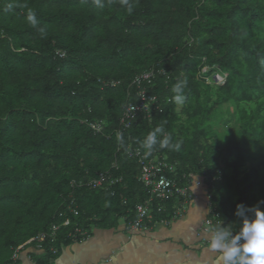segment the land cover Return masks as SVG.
I'll return each instance as SVG.
<instances>
[{"label": "trees", "instance_id": "1", "mask_svg": "<svg viewBox=\"0 0 264 264\" xmlns=\"http://www.w3.org/2000/svg\"><path fill=\"white\" fill-rule=\"evenodd\" d=\"M133 3L129 15L120 0H0V264L29 249L32 264H55L94 230H128L152 197L128 147L169 164L178 188L201 179L217 224L238 229L237 204L264 211V0ZM141 90L156 103L125 119ZM162 123L180 150L145 155L141 142ZM191 199L152 197L145 228Z\"/></svg>", "mask_w": 264, "mask_h": 264}, {"label": "crops", "instance_id": "2", "mask_svg": "<svg viewBox=\"0 0 264 264\" xmlns=\"http://www.w3.org/2000/svg\"><path fill=\"white\" fill-rule=\"evenodd\" d=\"M190 192L192 199L175 220L136 232L122 223L114 230H94L83 242L63 248L55 264H220L219 254L208 247L207 194L201 179H193ZM30 252L22 255L32 264Z\"/></svg>", "mask_w": 264, "mask_h": 264}, {"label": "clouds", "instance_id": "3", "mask_svg": "<svg viewBox=\"0 0 264 264\" xmlns=\"http://www.w3.org/2000/svg\"><path fill=\"white\" fill-rule=\"evenodd\" d=\"M121 5L129 15L133 13V0H120ZM98 7H102V0H94ZM11 7V6H10ZM27 8V4L24 5ZM27 21L30 26L41 34L44 29L39 27L40 21L36 12L28 8ZM186 81L178 82L172 89L173 100L176 104H184L188 97L184 94ZM120 146L124 141L122 134L117 137ZM159 148H171L179 151L182 141L172 143L171 135L165 133L164 124L155 127L141 142V147L146 149L145 155H151L156 146ZM251 213V216H249ZM234 215L239 218L238 229L233 230L232 225L222 226L221 222L209 229L208 247L218 253L220 264H264V211L254 206L246 209L237 204Z\"/></svg>", "mask_w": 264, "mask_h": 264}, {"label": "built area", "instance_id": "4", "mask_svg": "<svg viewBox=\"0 0 264 264\" xmlns=\"http://www.w3.org/2000/svg\"><path fill=\"white\" fill-rule=\"evenodd\" d=\"M204 69L202 72H206ZM150 78L149 73H144L135 78L134 82L139 85L140 80H147ZM222 79V77H220ZM216 82V81H215ZM137 97L139 98V103L136 105H127L125 111V119H133L137 113L140 112H148L151 105L156 103V98L154 96H148L144 90H141ZM125 119L121 120V124H123L126 128L129 127V122L125 121ZM92 128L96 132H100L98 127L92 126ZM120 133L116 134L118 137ZM127 156L131 159L136 160L140 167V173L138 176V181L142 184L144 188H146L151 196L160 201L167 200L172 197L173 194H177L182 197L184 200L187 198L190 187L189 188H178L174 185V183L166 177V171L170 169L169 164L165 163L163 160H155V159H146L143 154H141L138 150H133L131 147L126 149ZM109 176L100 175L97 179L89 182L93 187L101 186L105 181L108 180ZM110 178V177H109ZM112 183V181H111ZM192 183V182H191ZM151 197V198H152ZM150 198V199H151ZM146 201L142 205H138L136 207V218L133 223L129 225V231H139L140 229L145 227V221H150L151 216L149 215V210L147 204L151 201ZM206 206H207V218L205 220V225L209 228L217 225V214L214 212V209L210 206L209 198H206ZM165 223V222H161ZM62 226H68V221H65ZM56 228H53V231ZM43 236L39 235L35 238L36 241H40ZM18 251H15L12 255L11 260L16 261L19 259Z\"/></svg>", "mask_w": 264, "mask_h": 264}, {"label": "rangeland", "instance_id": "5", "mask_svg": "<svg viewBox=\"0 0 264 264\" xmlns=\"http://www.w3.org/2000/svg\"><path fill=\"white\" fill-rule=\"evenodd\" d=\"M220 77H222V79L220 78ZM214 81H216V84H223L224 83V76H221V75H219V74H217V75H215V77H214ZM24 255H20V257L22 258V264H30V263H28V261L27 260H25L26 258L25 257H23Z\"/></svg>", "mask_w": 264, "mask_h": 264}]
</instances>
